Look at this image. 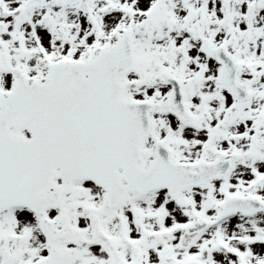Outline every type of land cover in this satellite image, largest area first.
I'll return each instance as SVG.
<instances>
[{
	"label": "snow or ice",
	"instance_id": "6c2138e0",
	"mask_svg": "<svg viewBox=\"0 0 264 264\" xmlns=\"http://www.w3.org/2000/svg\"><path fill=\"white\" fill-rule=\"evenodd\" d=\"M0 264H264V0H0Z\"/></svg>",
	"mask_w": 264,
	"mask_h": 264
}]
</instances>
